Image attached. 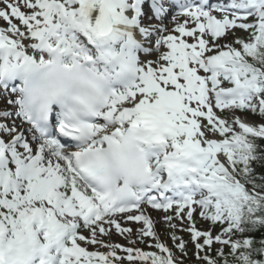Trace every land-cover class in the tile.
I'll return each instance as SVG.
<instances>
[{
	"label": "snow or ice",
	"instance_id": "obj_1",
	"mask_svg": "<svg viewBox=\"0 0 264 264\" xmlns=\"http://www.w3.org/2000/svg\"><path fill=\"white\" fill-rule=\"evenodd\" d=\"M0 21V264H264V0H0ZM129 150L142 186L113 190Z\"/></svg>",
	"mask_w": 264,
	"mask_h": 264
},
{
	"label": "clouds",
	"instance_id": "obj_2",
	"mask_svg": "<svg viewBox=\"0 0 264 264\" xmlns=\"http://www.w3.org/2000/svg\"><path fill=\"white\" fill-rule=\"evenodd\" d=\"M142 167V161L138 154L134 150H129L126 157L122 160H118L114 165L110 176V186L113 190L123 189L124 179L127 178L129 181L127 190L129 192H138L142 186V177L140 175Z\"/></svg>",
	"mask_w": 264,
	"mask_h": 264
},
{
	"label": "rangeland",
	"instance_id": "obj_3",
	"mask_svg": "<svg viewBox=\"0 0 264 264\" xmlns=\"http://www.w3.org/2000/svg\"><path fill=\"white\" fill-rule=\"evenodd\" d=\"M236 35H237V36H244L245 33L242 32V31L237 30ZM227 40L231 41V40H232V36L229 35V36L227 37ZM163 213H164V212H163ZM164 214H165V213H164ZM163 217H164V216L158 217V219H157V223L155 224V228H156L158 234L160 235L161 239L164 240V241H166L169 245H171V244H172V241L169 239V234H170V233H169V231L166 229V225H165L164 222H163ZM195 219H196V221H197V227H198V228L204 230V229H208V228L210 227L209 222L200 219V217H199L198 215L195 216ZM176 223L179 224L180 222L177 220ZM123 226L131 227L133 230H135V229H137L138 227H140L141 225H139V224H138V225H132L131 223H128V224H124ZM218 230H219V226L217 225V227H216V229H214V231H218ZM116 234H117V233H116ZM117 235H118L117 238H121V236H120L119 234H117ZM177 235L183 236V238H184L186 241H189V243H188V251L191 252V255H192V253H193V251H194V248H193V245H192V243H191L189 233L178 231V232H177ZM108 239H110V237H109ZM112 242H117V243H120L121 245L130 246V245L128 244V241H127V240L121 242V241L118 240V239H113ZM137 246H139V247H141V248H143V249H145V250H149V249H147L146 245H144V244H138ZM214 247L218 248L219 245H214ZM104 250H105V249L101 248V251H104ZM192 261L195 262L194 258L192 259Z\"/></svg>",
	"mask_w": 264,
	"mask_h": 264
},
{
	"label": "bare ground",
	"instance_id": "obj_4",
	"mask_svg": "<svg viewBox=\"0 0 264 264\" xmlns=\"http://www.w3.org/2000/svg\"><path fill=\"white\" fill-rule=\"evenodd\" d=\"M140 15H141V17H142V13H140ZM169 15H171V13H170ZM164 22L169 26V28H171V27L174 26V22H173L171 19H169V20H165ZM2 24L4 25L3 22H2ZM4 26H5V25H4ZM3 106H4L3 102L0 101V107H3ZM249 119H250V120H254V119H256V118H254V117H249ZM147 212H148V214L150 215V217L153 218L155 221H157L158 217H161V216H164V215H165L161 210H153L150 206L147 207ZM130 223H131L132 225H138V224H136V223H134V222H130ZM139 225H140V224H139ZM85 234H87V233H85ZM117 237H118V235L115 233V231H113V232H112V235L110 236V240L112 241L113 239H118V240H120L121 242L126 241V239H124L123 237H121V238H117ZM108 238H109V237H108Z\"/></svg>",
	"mask_w": 264,
	"mask_h": 264
},
{
	"label": "trees",
	"instance_id": "obj_5",
	"mask_svg": "<svg viewBox=\"0 0 264 264\" xmlns=\"http://www.w3.org/2000/svg\"><path fill=\"white\" fill-rule=\"evenodd\" d=\"M262 144H264V141L261 142ZM256 171L258 174L260 175H264V167L262 166H256ZM252 236H254V238L259 241L261 239H264V229H261L260 231H256L251 233ZM189 256L191 257L190 253L188 252ZM257 259H264V257H256ZM189 264H195V262H193L192 260L189 262Z\"/></svg>",
	"mask_w": 264,
	"mask_h": 264
}]
</instances>
